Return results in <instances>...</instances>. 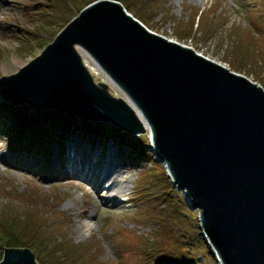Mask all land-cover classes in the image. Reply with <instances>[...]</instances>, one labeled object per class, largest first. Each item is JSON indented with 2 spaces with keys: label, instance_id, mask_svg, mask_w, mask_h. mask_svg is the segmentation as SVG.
<instances>
[{
  "label": "rangeland",
  "instance_id": "rangeland-1",
  "mask_svg": "<svg viewBox=\"0 0 264 264\" xmlns=\"http://www.w3.org/2000/svg\"><path fill=\"white\" fill-rule=\"evenodd\" d=\"M93 1L0 0V78L38 56ZM122 1L150 31L264 84V0ZM87 60L95 78L106 79L93 59ZM47 110L0 100L2 160L13 155L36 160L39 171L0 160V260L6 249L34 248L41 264H220L201 231L198 209L188 205L165 164L156 159L150 131L125 134L107 122L38 112ZM10 119L22 136L17 145L6 134ZM80 139L90 154L102 150L120 168L129 189L117 195L118 204L96 201L86 180L53 175L57 165L43 167L44 158L37 154L41 142L54 155L60 145ZM131 193H136L132 203L121 204Z\"/></svg>",
  "mask_w": 264,
  "mask_h": 264
},
{
  "label": "water",
  "instance_id": "water-1",
  "mask_svg": "<svg viewBox=\"0 0 264 264\" xmlns=\"http://www.w3.org/2000/svg\"><path fill=\"white\" fill-rule=\"evenodd\" d=\"M0 95L132 135L143 118L220 264H264V84L249 73L150 31L122 0H96L1 77ZM0 264L41 262L34 248H10Z\"/></svg>",
  "mask_w": 264,
  "mask_h": 264
},
{
  "label": "bare ground",
  "instance_id": "bare-ground-1",
  "mask_svg": "<svg viewBox=\"0 0 264 264\" xmlns=\"http://www.w3.org/2000/svg\"><path fill=\"white\" fill-rule=\"evenodd\" d=\"M2 98V95H0V100ZM141 119L146 125V130L149 131L144 119ZM59 143L62 144V142ZM83 143L84 141L82 139L71 140L70 145H66V143L64 146L60 145L59 152L54 155L52 148L45 146L41 152L37 154L42 155L44 158L43 167L51 166V164L57 165V170L53 171V175H72L76 177V179L79 178L83 179V181L86 180L95 193L94 196L96 201L103 205L108 203H113L114 205L118 204V201H115L117 199V195H125L129 189L124 181L119 177L120 168L115 164V162L113 163V161L108 157L109 155H105L102 150H100L98 154L95 152L90 154V151L85 150V143ZM90 148L93 150L91 145ZM16 157L17 156L13 155L10 160L6 158L2 160L0 156V160L2 162H9L13 164V166L23 167V169L28 172H39L36 166V160L34 162H29L17 159ZM135 196L136 193H131V195L124 198V201L121 204L129 202L132 203Z\"/></svg>",
  "mask_w": 264,
  "mask_h": 264
},
{
  "label": "trees",
  "instance_id": "trees-1",
  "mask_svg": "<svg viewBox=\"0 0 264 264\" xmlns=\"http://www.w3.org/2000/svg\"><path fill=\"white\" fill-rule=\"evenodd\" d=\"M29 110V109H28ZM29 111H31V110H29ZM38 112H57V111H54V110H51V109H49V110H47V111H38ZM57 114H59V113H57ZM13 118H17V117H13ZM10 121V123L8 124H5V126H8L9 128H11L9 131H7V136L9 137V141H10V143H14V144H16V143H20L21 141H18L19 139H20V137H22L19 133H17V131L13 128V127H17V122L16 121H14L13 119H10L9 120ZM127 132H125V134H126ZM16 142V143H15ZM27 143H28V145H27V147H28V149H30V150H32L33 148L32 147H29V146H32V144L31 143H29L28 141H27ZM42 144V145H41ZM17 145V144H16ZM40 146H41V148L43 149L45 146H43V143L41 142L40 143ZM41 149V150H42ZM55 211H57L56 209H54ZM8 245H10V246H16V245H21V243H10V244H8Z\"/></svg>",
  "mask_w": 264,
  "mask_h": 264
}]
</instances>
